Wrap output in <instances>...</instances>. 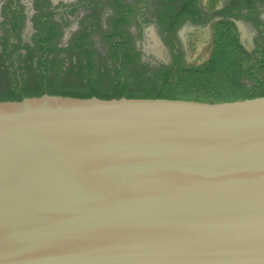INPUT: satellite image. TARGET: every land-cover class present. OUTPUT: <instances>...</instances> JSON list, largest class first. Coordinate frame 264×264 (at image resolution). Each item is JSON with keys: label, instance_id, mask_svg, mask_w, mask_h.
<instances>
[{"label": "water", "instance_id": "obj_1", "mask_svg": "<svg viewBox=\"0 0 264 264\" xmlns=\"http://www.w3.org/2000/svg\"><path fill=\"white\" fill-rule=\"evenodd\" d=\"M0 264H264V95L0 101Z\"/></svg>", "mask_w": 264, "mask_h": 264}, {"label": "flooded vegetation", "instance_id": "obj_2", "mask_svg": "<svg viewBox=\"0 0 264 264\" xmlns=\"http://www.w3.org/2000/svg\"><path fill=\"white\" fill-rule=\"evenodd\" d=\"M156 1L150 15L143 19L142 9L136 11L134 6L116 0L119 11L112 32L115 51L136 54L149 71H176L186 59L188 36L192 32L201 30L209 34L216 20H229L248 36V86L264 83V0H221L212 7L203 0ZM71 10V0H0V68L9 63L7 54L15 66H23L22 59L31 55L32 65H36L41 54L38 41L43 37L51 38L52 53L55 48L77 45L69 40L77 33L72 28L63 31L59 23L71 20ZM131 17L137 18L132 29L125 27ZM85 36L81 33L80 39ZM152 42L155 45H145ZM19 58L22 61H17ZM63 60L68 65V60Z\"/></svg>", "mask_w": 264, "mask_h": 264}, {"label": "rangeland", "instance_id": "obj_3", "mask_svg": "<svg viewBox=\"0 0 264 264\" xmlns=\"http://www.w3.org/2000/svg\"><path fill=\"white\" fill-rule=\"evenodd\" d=\"M203 1L212 7L214 4L218 5L221 0ZM71 2V20L59 23L63 31L72 28L74 33H77L69 39L71 43L76 42L77 45L70 44L64 48H55L53 53L59 58L72 59L77 65L61 73L58 82L64 86H82L87 80L83 75L82 66L87 56L91 55L97 66L94 69V84L109 88L112 83L110 67L115 54L113 47L115 38L112 32L119 11L116 0H71ZM121 2L124 5L134 6L136 11L142 9L143 19L150 15L152 8L157 4L156 0H121ZM136 23L137 18L131 17L125 27L132 29ZM81 33L86 34L85 38L80 39ZM136 37V35L132 36L138 41ZM246 37L248 36L241 27L229 20H216L209 34L201 30L197 33L192 32L188 36L186 59L173 76L171 89L174 95L205 102L243 99L249 92L246 67L251 61ZM145 45L155 44L152 42ZM28 62V60L24 62L21 71L25 73L24 77L27 76L28 87L34 88L37 82L34 75L36 71L29 67ZM129 67L132 68L131 72L140 69L133 65ZM142 70L149 71V68L144 66ZM1 74L0 90H3L10 78L5 73ZM129 80L134 90L144 85L133 77ZM52 81V76L46 78L47 83ZM157 87L156 83L149 84L151 90H156Z\"/></svg>", "mask_w": 264, "mask_h": 264}, {"label": "trees", "instance_id": "obj_4", "mask_svg": "<svg viewBox=\"0 0 264 264\" xmlns=\"http://www.w3.org/2000/svg\"><path fill=\"white\" fill-rule=\"evenodd\" d=\"M51 38L43 37L40 38L38 43L41 50V54L37 56L36 65H32L33 55L27 56L26 59H22L23 62L29 61V67L36 71L34 74L37 82L34 88H29L27 85V76L21 69L22 66H15L14 61L7 54L6 58L9 63L0 68L1 73L10 78L9 82L3 90H0V101L4 100H21L24 97L40 96L44 93L48 94H60L65 96H73L80 98H87L96 96L102 99L110 98H179L172 92L173 76L175 71H143L145 66L139 61V57L136 54L131 53H120L115 51L113 56V64L110 67V77L112 79L111 86L109 88L99 87L94 84V69H96V63L93 61L91 55H88L85 63L83 64L84 76L86 82L82 86H64L58 82V78L61 73L67 72L72 69L73 66L77 65L72 59L68 60V65L64 64L63 58L57 57L52 53L53 49L50 46ZM116 41V39H115ZM114 41V45L115 42ZM115 49V47H114ZM54 54L49 58V54ZM20 57V55H19ZM17 59V61H22ZM138 66L140 69L135 72H131L132 68ZM182 64L179 65L180 68ZM48 76L53 77L52 83H47L46 78ZM130 77H133L137 81L144 83L139 89L134 90L131 88ZM150 83L158 84L156 90L149 88ZM1 85V82H0ZM248 94L244 98H253L264 95V83L258 86H252L248 88Z\"/></svg>", "mask_w": 264, "mask_h": 264}]
</instances>
